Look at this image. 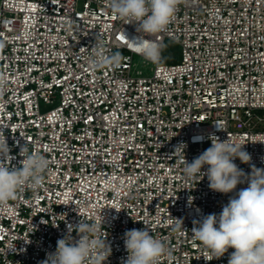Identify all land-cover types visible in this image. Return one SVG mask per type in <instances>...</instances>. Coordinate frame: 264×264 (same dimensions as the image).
<instances>
[{"label":"built area","instance_id":"built-area-1","mask_svg":"<svg viewBox=\"0 0 264 264\" xmlns=\"http://www.w3.org/2000/svg\"><path fill=\"white\" fill-rule=\"evenodd\" d=\"M137 27L107 0H0L10 167L25 146L49 160L39 189L21 186L0 207V264H41L83 221L111 246L104 264H125L124 233L145 228L166 246L158 264H228L234 249L213 259L191 230L233 193L189 178L182 160L209 148L212 134L245 144L250 162L234 163L246 175L264 169V0H182L163 32ZM139 36L160 45L159 63L131 42ZM167 40L180 48L176 62H162ZM96 42L122 53L121 66L92 70ZM180 142L184 153L174 152Z\"/></svg>","mask_w":264,"mask_h":264},{"label":"clouds","instance_id":"clouds-1","mask_svg":"<svg viewBox=\"0 0 264 264\" xmlns=\"http://www.w3.org/2000/svg\"><path fill=\"white\" fill-rule=\"evenodd\" d=\"M182 0H107L113 16L138 23L137 32L145 36L155 35L166 30L174 18ZM71 27V22H69ZM127 38V37H126ZM128 39V38H127ZM140 54L147 60L159 63L161 47L139 36L135 41ZM123 60L119 51L108 53L101 42L92 47L89 66L92 70L121 66ZM8 84L7 77L0 75V90ZM218 130H221L217 126ZM214 137V139L212 138ZM211 146L187 162L183 156V171L189 178L207 176L209 188L222 194L233 193L222 206L219 214H208L193 221L192 238L209 251L213 259H219L234 249L228 264H264V169L252 165L249 174L240 169L234 161L238 158L248 164L250 154L244 150L245 144L233 142L231 137L221 141L210 134ZM197 136L193 141H201ZM184 142L175 146L174 152L183 151ZM11 149L0 130V207L14 200L21 186L37 190L42 186L44 173L49 168V160L39 151L29 152L27 146L19 153L23 159L19 167L11 166ZM202 171V168H205ZM247 187L237 189L238 184ZM118 211V210H117ZM177 227L183 228V221ZM100 225L83 221L69 226V234L58 239L54 252L48 253L41 264H104L111 255L107 240L99 238ZM76 231L78 239L71 236ZM124 246L128 253L125 264H158L166 253L165 244L150 234L148 228L131 229L124 233Z\"/></svg>","mask_w":264,"mask_h":264},{"label":"rangeland","instance_id":"rangeland-1","mask_svg":"<svg viewBox=\"0 0 264 264\" xmlns=\"http://www.w3.org/2000/svg\"><path fill=\"white\" fill-rule=\"evenodd\" d=\"M180 57V48L179 46L170 41L167 40L165 43V49L162 55V62L165 63H172L178 61Z\"/></svg>","mask_w":264,"mask_h":264}]
</instances>
